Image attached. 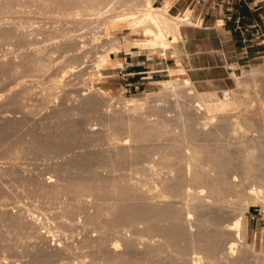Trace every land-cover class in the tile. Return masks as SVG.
Returning <instances> with one entry per match:
<instances>
[{
    "label": "rangeland",
    "instance_id": "rangeland-1",
    "mask_svg": "<svg viewBox=\"0 0 264 264\" xmlns=\"http://www.w3.org/2000/svg\"><path fill=\"white\" fill-rule=\"evenodd\" d=\"M7 1L10 5L9 7L6 5V8L4 4ZM67 1L69 3L66 6L60 5L57 12L55 10L57 7L47 11V8L39 5L40 0H0V65L2 64L4 68L3 71H0V214L2 213V216L0 215V264H73L72 262L77 261V258H81V256L84 258L85 254L84 259L87 261H83V263L88 264V260L91 259L103 263L99 255L102 251L120 258L137 261L139 264H153L149 253L151 249L158 254L157 256H164L162 258L167 256L165 259L172 258L175 262H181L183 256L184 258L189 257V254L195 250L194 248L197 252L202 251L199 253L204 256L202 248L205 241L196 236L200 229L199 226H196L198 224L196 220V222L194 220L192 222L191 235L178 240L179 242L177 241L175 244L169 243L163 238L160 239L158 235H155L156 233L150 237V234L148 235L147 231L143 229L145 223L143 220L133 222L134 225H124L121 234H114V236L109 233L110 230L106 232L109 227L105 229V224H100L99 227L103 225V232H98L95 227H91L93 225L86 223L84 217L86 213L94 211V204L97 201L110 204L116 202L112 197L106 196L107 198L101 197V199L96 198V200L91 195L87 198L82 194L79 209L74 208L77 210L73 209L72 214H62L61 209L63 207L70 209L69 203L74 202L71 194L60 191L61 193L51 196L44 191L54 187L62 189L72 180L82 178L88 179L90 182L95 180L96 183L99 180L101 182L109 180V183L112 178L130 179L133 176L139 178L143 172L140 171L141 166L150 161L158 170H156L157 176L155 175L156 177L154 176L153 179L156 181V185H159L158 192L171 196L173 200L177 191L172 190L170 185L174 182L177 183V181L184 182L178 168L185 163L183 148L186 145L192 144V146L202 150L208 147L210 150V147H215V145H225L222 148H230L229 150L233 152V162L237 164L239 162L237 151L240 145L251 149L253 146L264 145V124L257 123L253 118L248 121L249 123L239 121V125V123L236 124L237 121L234 117L236 115H233L228 117V120L231 119L234 126L238 125L239 128L235 129L237 133L235 131L229 133L227 128L221 127V121L225 115L221 118L220 115L216 114L217 117L212 115L205 119L199 107L197 110L196 106L184 105L182 101L180 105L183 108L180 105L176 106L175 99L161 91L162 83L165 79L170 78L167 70L160 71L161 74L157 76L160 80H152L153 78L147 77L143 79L145 82L138 85L137 88H124L120 85L122 75L119 73L124 51L131 50V53L128 54L134 60L148 58L149 55L145 62L153 63L158 60H166L168 65H171L169 58L165 59L164 57L172 55L167 54L166 51L175 46L169 47L166 51H161L160 48L139 46L143 42H135L136 46H133L132 43L128 44L126 40L144 38L140 30L132 32L131 29L124 28L122 23L117 25L108 22V14L101 15L95 11L89 12V10H80L79 8L77 10L76 3L73 4V2L77 1L78 4L79 0ZM124 1L126 2V0H114V4L119 6ZM71 5L75 9L71 8ZM115 5L114 8L118 10L119 8ZM153 5H163L162 0L160 2L153 0ZM186 15L189 14L186 13ZM105 22L108 23L105 25ZM216 22L219 23L220 20ZM108 40L111 42H107ZM112 40L115 41L114 44L118 49H110L113 47ZM105 42L108 44L105 45ZM103 43L104 46H102ZM105 47H110L109 61L107 60V62L105 59V62H102V67L97 69V62L94 58L95 52L105 49ZM239 51L240 54H243L244 49L239 48ZM260 54V56L252 58L239 56L238 63L223 61L221 65L222 75L219 80H216L217 86L214 88L200 89L195 86L194 82L192 83L198 91L211 90L218 97H220L219 90L221 89L233 90L237 96L239 95L238 97L247 98V100L249 97H253L254 101H246L250 103L249 107H246L247 104H240L243 108L240 107L239 110H241H238L236 114L244 111L245 106L243 113L251 114L250 117H254L253 114L255 115L258 109L262 107L264 109V105L262 106L264 104V50ZM29 58L38 59L37 61L42 66L44 65L43 70L41 69L39 72L36 70L24 71L20 64ZM70 65L75 66V71H70ZM243 70L251 74L250 79L246 80L250 85H247V82L246 84L245 82L242 83L245 84L243 88L248 86L247 88L250 90L240 88L241 84L237 85V76H242ZM61 72L63 76L59 80ZM185 78L187 79V77ZM51 84H53V88L50 91L48 87ZM247 92L251 93V96H246L249 95ZM189 93L192 94L193 92L190 91ZM129 97H145L150 106L146 105V108H140L143 112L142 118L147 119L148 125H161L163 123L162 125L165 124L169 131L164 130L159 133L160 135L153 132L157 138L152 132L151 135L153 136L150 135L149 138H130V128H133V122L138 119L136 113L140 114V109L137 111L125 109L123 100ZM193 109L196 116L201 118L199 121H204L202 125L198 126L197 134L194 137L190 134L191 126L189 125L193 118L195 120V115L191 117V114H195ZM210 131L214 133L204 134ZM35 141L36 143H34ZM38 141L42 143L38 144ZM254 154H250L255 157L252 159L253 156H251L250 160L257 162L258 153ZM201 155L203 154L201 153ZM219 165L222 166V169ZM218 166L220 169L218 167L215 169L221 171L219 172L222 178H233L228 170L227 173H229H226V166L224 169L222 164L218 163ZM232 172L233 174L237 173L236 171ZM139 173L141 174L139 175ZM143 174L146 173L143 172ZM235 175L240 179L239 173ZM232 180V182L237 181L234 178ZM229 181L231 182V180ZM178 193L175 196H182L180 192ZM135 196H133V200L130 199L129 201L144 202L139 196ZM206 200L208 202L203 207L206 209L202 210V214L206 211L203 217L208 218V222L205 224L206 227L203 224L200 226H204L211 233L223 232L226 238L220 245L216 246L218 251L214 254L216 256L208 257V261L211 259L209 262H207V258H202L198 264H232L233 259L240 253L245 254L244 258L247 259H244V262L247 260L246 264H264V242H257L249 229L251 219L253 222L258 220L259 226H264L262 221L264 220V213L260 216L255 214L252 209V206L258 204H248L244 210L243 243L237 241V245L233 247V250H236L235 253H227L230 250L228 246L232 244L228 233L231 230L228 226L234 218L230 212L231 206L229 207L226 202H219L216 205L214 202L211 203L210 198ZM160 204L162 203L160 202ZM28 212H33L37 216L33 220L34 223L28 216ZM105 213L106 211L103 214L106 215ZM57 215H60L61 220L57 218ZM65 215L73 216H68L70 217L68 218ZM65 217L67 218L65 219ZM103 217L101 216V219ZM12 219L17 220V223H12ZM67 219L68 221L70 219V222L67 221L68 224H66ZM71 219H74V223ZM44 221H49V224ZM71 223L75 225L72 226ZM41 224H43L42 226L47 225L45 228L49 227L51 230V227H54V230L57 229L54 236L56 240H52L49 235H44L46 239L36 235V231L41 232L45 229ZM68 225H70L71 230H69ZM61 228H65V233L62 234L64 231ZM102 228H98L99 231H102ZM261 229V233L264 232V228ZM100 233L103 237H100ZM86 237L93 240L91 245L79 247L80 241ZM126 240H132L134 246L125 248L122 243ZM58 241L62 243L61 245L70 246L71 244L73 248L69 251L64 250L63 247L56 244ZM115 243L118 246L113 249L114 246L116 247ZM149 245L153 247L151 248ZM191 245L193 246L191 247ZM222 258L225 259L222 260Z\"/></svg>",
    "mask_w": 264,
    "mask_h": 264
},
{
    "label": "bare ground",
    "instance_id": "bare-ground-1",
    "mask_svg": "<svg viewBox=\"0 0 264 264\" xmlns=\"http://www.w3.org/2000/svg\"><path fill=\"white\" fill-rule=\"evenodd\" d=\"M40 1L41 2L39 3V5H41L43 8H47L48 9L47 11H49L50 8L55 9V7H57L55 9V10H57V12H58V7H60V5L66 6L69 3V1H67V0H40ZM8 2L9 1H7L6 4H4L5 2L3 3L5 5V7H6V5H7V7H9L10 3H8ZM78 2H79L78 4H77V1L73 2V4L76 3L75 4L76 6L75 5L74 6L77 8V10L79 8L80 10H86V11L89 10V12L95 11L96 13H101V15L102 14H106V15L108 14V18H109V19L107 18L108 22L116 23L117 25H120V23H122L124 28L131 29L132 32H136V30H140L143 37H144L143 39L142 38L141 39L134 38L132 40H126V42L128 44L132 43L133 46H136L135 42H143V44H141L139 46L150 47V48H160L161 51L162 50L166 51L169 47L174 46L181 39V35L179 32V25L189 23L188 22V16L186 15V13L183 16H180L179 14L178 15H171L169 13L168 7L170 4V0H165L163 5H161V6H154L153 0H134V1L133 0H130V1L126 0L127 3L124 1V3H122V4L120 3L121 5H119V6H116L117 4L116 5L114 4V0H108L107 2H106V0H81V1L79 0ZM70 3H72V2H70ZM103 3H105V4L103 5ZM3 4H2V7L4 6ZM118 4H119V2H118ZM114 5L116 7H118L119 9L117 10L116 8H114ZM41 6H40V8H42ZM70 7L72 8L73 6L71 5ZM54 9H52V12H54ZM114 10L116 13L113 12ZM50 11H51V9H50ZM62 11H61V13H62ZM74 11H76V10H74ZM76 12H78V11H76ZM111 13H112V15L109 16V14H111ZM107 23L105 22V25ZM105 25H102V26H105ZM102 29H104V28H102ZM111 38L114 39L113 37H111ZM115 39H117V38L115 37ZM107 42H109V40ZM112 42H113V40H112ZM114 42L112 43L113 47L112 48L109 47V48L116 50V49H118V47L114 44ZM106 44H108V43L105 42V45ZM102 46H104V43L102 44ZM109 48L105 47V49H101L98 52H95L94 58L96 59L95 62H97V66H96L97 69L102 67V62L105 59H106L105 61L108 60L109 52H110ZM126 52L130 53L129 51H126ZM33 57H34V55H33ZM30 58L26 59L25 61H22V63L20 64L22 66V68L24 69V71L29 70V72H31L30 70H36V72L37 71L39 72V70L40 71H41V69L43 70L44 65L42 66L41 63L37 61L38 59L33 60ZM34 59H35V57H34ZM118 66H119V63H118ZM93 69H95V68H93ZM3 70H4V68H3V65L1 64L0 65V71H3ZM72 70L75 71V66L70 65V71H72ZM62 72L59 74V80H60L61 76H63ZM184 74L185 73H184L183 69H179V70L169 69L168 75L170 76V78L165 79V81L162 83L163 88H161L162 89L161 91L163 93L165 92L166 94L170 95V97H173L175 99L176 106L180 105V102L182 101V103H184V105L191 106V107L196 106V108L199 107V108H201V110H202L201 113L204 115L205 119H206V117L208 119V117L212 116V115L216 116V114L220 115L221 118H223V116L225 115V117L221 121V125H222L221 127L227 128L229 133H232L233 131H235V129L237 127L239 128L238 125L234 126L231 119H229L230 121L228 120V117H230V116L232 117L233 115H236V116H234L236 121H237V122L235 121L236 124H238L239 121L247 123L250 119H253V118L256 120L257 123L264 124V109H263V107L262 108L259 107L260 109H258V111L255 113V115L253 114L254 117H250L251 114L248 115L246 113H243L245 111V108L249 107L250 103H247V102L249 100L252 101L253 97H249L248 100H247V98H242V97L240 98V97H238L239 95L237 96L236 95L237 93L235 94L233 90H227L226 92L228 93V95L225 97L215 96L213 94V92H205V93L199 92L194 88V86L190 82V80L188 78L187 79L185 78L186 76ZM250 76H251L250 72L243 70L242 76H237V85L241 84L242 87L240 85V88H243V85H245L246 82L248 85L249 82L246 80L250 79ZM238 82H239V84H238ZM244 82H245V84H242ZM247 87L248 86H245L244 88L246 89ZM52 88H53V84H51L48 87V90L51 91ZM247 89L250 90V88H247ZM190 91H192L193 93L190 94L189 93ZM250 94L246 95V96H251ZM174 99H173V101H174ZM146 101L147 100L145 99V97H142V98H136V97L124 98L123 106L127 110L137 111L140 108H143V107L146 108V105L147 106L149 105L148 104L149 101L148 102H146ZM240 104H245V105L247 104V105H246V107L243 105L244 111L236 114V112L242 106V105L240 106ZM263 105L264 104H262V106ZM180 107L183 108L181 105H180ZM241 108H243V107H241ZM197 110H199V109L197 108ZM193 111H194V109H193ZM142 113L143 112H141V109H140V114L136 113L138 119H136V121L133 122V128L128 127V128H130V134H129L130 138L131 137L134 139H136V137H138L139 139L140 138H147L153 132H156L157 134H159V133H162L164 130H166V131L168 130L166 128L165 124L162 125L163 123H161V125L160 124L159 125H154V124L148 125L147 119L142 118L143 117L141 115ZM178 113H180V112H178ZM194 113H195V111H194ZM147 115H149V114H147ZM189 115H190V113H189ZM193 115H195V120H193L194 119L193 118L190 121L189 125L191 126L190 134L194 137L197 134L198 126L202 125V123H204V121H199V119H201V118L197 117L196 113L191 114V117ZM191 117H190V119H191ZM148 120H149V118H148ZM211 120H212V118H211ZM239 125H240V123H239ZM163 126H165V127H163ZM261 127H263V126H261ZM224 130H226V129H224ZM213 133L210 131V132H206L204 134L210 135ZM221 133H222V131H221ZM235 133H237V132L235 131ZM151 136H153V135H151ZM154 136H155V134H154ZM155 137L157 138V136H155ZM34 143H36V141ZM39 143H40V141H38V144ZM240 144H242V143H240ZM222 146H225V145H222ZM222 146H219V145L216 146L215 145V147L212 146L214 149L212 147H210L211 149L209 150L208 149L209 147H208L207 149L204 148L202 150L201 148L197 149L195 146H192V144H188L185 146V148H183L185 163H184V165L180 166V168H178V170L180 172V173L179 172L178 173L181 175V179L184 182H182V181L178 182L177 181V183L174 182L173 184L170 185L172 190H175V192L177 191V193L175 195L179 194L178 192H180V195H182V196H175L174 195L173 200L171 199V196H169V195L167 196V194L165 195L164 193L158 192V189H159L158 186L159 185L158 184L156 185L155 180L153 181L154 176L156 175V172L158 170L156 169L157 167L155 168L154 164L151 163L150 161H147L146 163H144L141 166L140 171L142 170L146 174H143V172H142V175H141V177L139 176V178L137 176L135 178L131 174L133 177L131 176L132 178H130V179L112 178V179H110L111 181L109 183H108L109 180L103 181L106 183H103L99 180L101 184L99 183V181H97V183H96L94 180L93 181L94 183H93V182L88 181V179L85 180L82 178V179H76L74 181L72 180V182H70L69 184L67 183L68 185H64L63 187L61 186L62 189L54 187V188H50L47 191H44V190L43 191H44V193L46 192L47 194H49L51 196L56 195L58 193H61L62 191L67 192V194H71L74 202L69 203L71 205L70 209L63 207L61 209V211L63 213L60 212L62 214H70L74 208L80 207L81 206L80 205V202H81L80 199L82 198L81 197L82 194L84 196H86L87 198L89 195H91L92 197H95V199L96 198L101 199V197H106V196H108V198H109V196L112 197L113 199H115L116 202H114V203L111 202L112 204H110V203H104V202H98L97 201L94 204V211L92 213H90V212L86 213V215L84 216L86 223L88 222L91 225H93V226H91L92 228L95 227L98 232H103V228H102L103 225H101L102 227H99L100 224L103 223L106 225V226H104L105 229H106V227L107 228L109 227L108 230H106V232L110 230L109 233H111L112 235L121 234V230H122V227H124V225L125 226L126 225H132L133 222H135L137 220H143L145 222L143 229L145 231H147L148 235L150 234L149 235L150 237H151V235H154L156 233L155 235H158V237L160 239L163 238L166 241H168L169 243L175 244L178 240H180V239L182 240V238H184V237L186 238V236L191 235L190 233L193 230L192 222H193V220L194 221L196 220L198 222V224L196 226L200 227V229L196 233L197 234L196 236L200 240L205 241V245L202 248V250H203L202 254H204V256H201L199 253L202 251L197 252L196 248H194L196 251L193 250L189 254V257L186 256L184 258V256H183V260L181 262L180 261L175 262L174 259L170 258V256H168L170 259H165L167 256L165 258H162L164 256L159 257V256H157L158 254H156L155 251H152V249H151V251L148 248L147 249L150 251L149 253H150V257L153 260V264H198L202 258H204V259L207 258V262H209L211 259L208 261V257L216 256V255H214L216 252H218L216 250L217 249L216 246L218 244L220 245L223 242L224 238H226V237L224 236L225 233H223V232H222L223 234L217 233V232L211 233L209 230H207V228H205L206 227L205 224L208 222V218L206 219V217L205 218L203 217V215L205 214L206 211H204L203 212L204 214H202V210L206 209V208L203 209V207H205V205H207V202L209 200V199L208 200H206V199L210 198V201H212L211 203L214 202V204H216V205L219 202H226L229 204V207L231 206L230 212L234 215V218H233V221L230 224V226H228L229 230L231 229L230 232H228V233H229V236L231 237L232 244L228 246V248L230 250H229V252L227 251V253H233V252L235 253L236 250H233V247H235L237 245L236 242L237 241L242 242L244 239L245 223H244V219H243L244 217L243 216H244V210H246V208L248 207V204H256L257 203L260 206H262L264 204V145H259L258 147L253 146L252 149L248 148L247 146H245V148H244L243 147L244 145H240L241 148L240 147H239V149L237 148L238 149L237 153L239 155L238 156L239 158L237 157L239 159V162L237 159V162H238L237 164H235L233 162V157H232L233 152L229 150L230 148L229 149L222 148ZM236 147H237V145H236ZM201 153L203 155H201ZM254 153L259 154V155L257 154L258 158L256 157L257 162H254V160H252V161L250 160L252 158L251 156H253L252 159L255 158ZM250 154H254V155H250ZM235 156H237V155H235ZM100 159H101V157H100ZM256 159H255V161H256ZM207 162L208 163L210 162V163L208 164ZM218 163L223 165V169H224V166H226V168H225L226 173L228 170L230 172V173L229 172L228 173L232 174L231 177H233L237 181L232 182L233 178L231 179L230 177L229 178L228 177L222 178V176H220L221 171L219 170L220 169L219 166H221V165L218 166ZM83 165H86V164H83ZM89 166H90V164H89ZM215 167H218L219 169L216 170L217 168L215 169ZM221 169H222V166H221ZM232 171H236L237 173H239L240 179H238L237 175H235L237 173L233 174ZM89 173H92V172H89ZM94 173H93V175H95ZM140 174L141 173H139V175ZM157 174H159V173H157ZM178 175H177V178L180 177V175H179V177H178ZM229 180H231V182ZM134 195L139 196L141 199H143L142 201H144V202H142V203L133 202L132 200L134 199V197H133ZM102 199H105V198H102ZM130 199H132V200L129 201ZM89 202H90V200H89ZM160 202L162 204H160ZM207 207L209 208V205ZM74 210H77V209H74ZM105 211H106V213H105L106 215L103 214ZM28 216L32 219L31 221H33V220H35V218H37V216H35L33 214V212H28ZM57 216H58L57 218L60 219V215H57ZM65 216H67V215H65ZM68 216H71V215H68ZM101 216H104V217L101 219ZM67 217H65V219ZM68 218H70V217H68ZM63 219L64 218H62V220ZM73 220H72V223H74ZM67 221H68V219L66 220V224H68ZM38 222H40V221H38ZM44 222H46V221H44ZM44 222H41V223H44ZM48 222H46V224H49ZM68 222H70V219ZM12 223H14V224L17 223V220L12 219ZM33 223H34V221H33ZM35 223H36V221H35ZM72 223H71V225L74 226L75 224H72ZM62 224H64V223L62 222ZM200 224L205 225V227L202 225L200 226ZM42 225L43 224H41V226ZM42 227L45 228V227H47V225L42 226ZM48 228L41 230V232L36 231V235L37 236L39 235L41 237H44V235H46V236L49 235V237H51L52 240L53 239L56 240V237H54V236L56 235L55 231H57V229L55 228V230H54V227H51L52 230L50 228L49 229ZM68 228H69V230H71L70 225H68ZM95 228H94V230H95ZM98 228H102V231H99ZM62 229L64 231L65 228H61V230ZM59 230H60V228H59ZM65 231L62 232V234L65 233ZM145 231H144V233H145ZM232 231H234V232H232ZM42 232H44V233H42ZM104 234H105V232H104ZM59 235H60V233H59ZM148 235H146V236H148ZM70 237H71V235H70ZM100 237H103L101 235V233H100ZM79 238H81V237H79ZM86 238L82 239L80 241L79 247H82V246L87 247V246L91 245V243H92L91 241H93V240L88 238V237H86ZM103 243H104V241H103ZM56 244L63 247L64 250H67V251H69L73 248V247H71L70 243H69L70 246H66L64 244L61 245L62 243H60L59 241ZM101 244H102V242H101ZM101 244L99 245L100 249L102 248ZM122 245H124L125 248H131L134 246V243L132 242V240H126L124 243H122ZM117 246H118V244H116V247L114 246L113 249L117 248ZM149 246L151 248L153 247L151 245H149ZM192 246L193 245H191V247ZM194 247H195V245H194ZM189 248H190V246H189ZM148 250H146V251H148ZM184 251H186V250H184ZM177 252H179V251H177ZM99 255H100L103 263L97 262V261L95 262V261H93V259L88 260L87 263L88 264H139L137 261H132V260L120 258V257H117L115 255L113 256V255H110V254L103 252V251H102V253L100 252ZM227 255L229 256V254H227ZM244 255L245 254L240 253V255L237 256L236 258L234 257L235 259H233L232 264L243 263L244 259H247V258H244L245 257ZM85 256H86V254L84 255V258H85ZM228 256H226V257H228ZM84 258H82V256H81V258H77V261H74L72 263L73 264H86V263H83V261H87ZM225 258H222V260ZM178 259H180V258H178ZM227 259H229V257ZM74 260H76V259H74ZM245 262H244V264H246ZM206 264H208V263H206Z\"/></svg>",
    "mask_w": 264,
    "mask_h": 264
},
{
    "label": "crops",
    "instance_id": "crops-1",
    "mask_svg": "<svg viewBox=\"0 0 264 264\" xmlns=\"http://www.w3.org/2000/svg\"><path fill=\"white\" fill-rule=\"evenodd\" d=\"M168 11L171 15H191H188V24L179 25V42L166 51L167 54H172L164 57L169 58L171 65L166 60L145 62L149 58L148 53V58H131L135 64L127 68L125 75L120 77V85L124 88H137L147 77L160 80L157 78L160 71L167 69H183L187 75L185 76L197 88H214L217 86L216 80L221 78L223 61L238 63L239 56L252 58L260 56V52L264 50V0H200L198 3L192 0H170ZM217 20L220 22L217 23ZM237 28L246 30L241 35ZM241 36L245 40H241ZM239 48L245 52L240 54ZM249 225L252 237L257 242H264V232L261 233L264 226H259L258 220L253 222L252 219Z\"/></svg>",
    "mask_w": 264,
    "mask_h": 264
},
{
    "label": "built area",
    "instance_id": "built-area-1",
    "mask_svg": "<svg viewBox=\"0 0 264 264\" xmlns=\"http://www.w3.org/2000/svg\"><path fill=\"white\" fill-rule=\"evenodd\" d=\"M194 3H198V2H200V0H192ZM185 9V8H184ZM183 9V10H184ZM183 10L181 11V12H183ZM238 30H239V33L241 34V35H243L244 34V32H245V30H246V28H238ZM241 40H245V37L244 36H241ZM121 64H120V66H119V69H120V71H119V73H120V75H125V70L127 69V68H129V67H131V66H133L135 63H134V60L133 59H131V55L130 54H128L127 52H123V58H122V60H121V62H120ZM227 90L226 89H221V90H219V94H220V96H222V97H225V96H227L228 95V93L226 92ZM252 209L255 211V214H259L260 216H262L261 214H263L264 213V204L262 205V206H260L259 204L258 205H254V206H252ZM262 220V219H261ZM263 221V223H264V220H262Z\"/></svg>",
    "mask_w": 264,
    "mask_h": 264
}]
</instances>
